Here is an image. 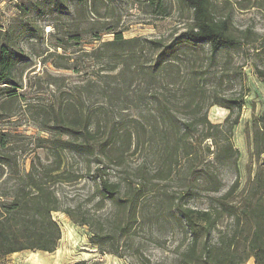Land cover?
I'll return each mask as SVG.
<instances>
[{
  "label": "rangeland",
  "instance_id": "374dc122",
  "mask_svg": "<svg viewBox=\"0 0 264 264\" xmlns=\"http://www.w3.org/2000/svg\"><path fill=\"white\" fill-rule=\"evenodd\" d=\"M212 1L220 15L232 14L238 29H252L261 37L259 41L264 40V0ZM162 4L160 9H154L148 0H97L98 13L94 14L90 4L78 6L75 1L0 0V44L22 54L9 86L16 91L11 93H16V98L8 100L9 92H0V135L8 141L6 153L12 165H3L0 151V199L13 195L19 181L17 172L24 177L36 155L44 164L54 161L46 150L39 148L41 140L49 137L45 130L46 108L52 103L57 105L75 99L94 117L103 110L106 115L103 125L118 133L120 150L107 170L109 179L124 187L142 179L150 182L141 221L129 240L121 238L119 244L115 240L103 247L95 246L90 242L92 233L88 226L76 225L65 213L58 212L53 218L62 231L59 251L53 254L22 252L0 257V264H69L73 261L142 264L141 255L151 264H178L181 247L189 237L166 211V206L165 213L161 214L156 205L167 193L180 198L183 190L180 180L189 177L192 169L201 170L210 165L213 156L209 149L214 151L215 147L213 139L203 140L207 131L200 126L190 139L195 146L192 151L198 155L196 160L182 156L177 175L162 174L167 170L165 155L169 138L163 129L164 120L175 119L180 124L200 122L201 114L206 112L212 124H223L230 112L217 103L244 101L232 141L239 150L236 165L242 184L255 176L253 120L264 113V82L258 78L256 69L264 70V56L253 46L225 48L214 55L205 46L203 78L192 74L194 57L189 51L168 71L152 73L157 54L149 42L178 39L192 20V11L181 0H163ZM111 29L123 32L125 39L139 40L129 49L132 55L126 52L116 56L114 51L101 46L113 39L107 34ZM98 37L102 41H96ZM60 45L66 51L58 48ZM110 68L115 70L104 71ZM188 90L196 94L204 91L202 113L188 106ZM157 98L168 104L173 114L161 112L162 108L159 111ZM223 137V134L218 135L216 140L221 141ZM98 156L91 158L90 172L85 155L65 153L63 169L80 179L57 184L55 189L63 209H76L96 231L106 234L113 228L116 209L110 202L99 209L101 197L94 175L101 161ZM236 165L230 162L216 166L225 186L221 194L234 182ZM160 174L166 180H158ZM211 196L218 195L200 192L197 198L184 199L181 203L205 210ZM113 250L118 255L110 254Z\"/></svg>",
  "mask_w": 264,
  "mask_h": 264
},
{
  "label": "trees",
  "instance_id": "16d2710c",
  "mask_svg": "<svg viewBox=\"0 0 264 264\" xmlns=\"http://www.w3.org/2000/svg\"><path fill=\"white\" fill-rule=\"evenodd\" d=\"M66 1H75L78 6L90 4L92 13H98L97 0ZM148 1L154 9H160L163 5V0ZM181 2L192 11L191 23L186 31L172 42L165 39L149 42L157 54L153 66L155 71L152 73L168 71L180 60L182 54L189 51L194 57L192 74L203 78L205 46L209 48L211 55L225 48L235 50L253 46L256 52L264 56V40L259 41L261 37L252 29L244 31L238 29L232 14L220 15V10L212 0ZM107 34L112 35L113 39L103 43L102 47L114 51L116 56L126 52L133 54L129 49L139 41L138 39H125L123 32L116 29H111ZM96 41L102 39L98 37ZM58 48L66 51L62 45ZM99 51L100 49L97 50ZM21 58L20 52L12 50L8 45L0 44V92L8 91V100H13L14 96L16 98L14 95L16 93L11 94L16 91L9 86L13 83L16 67ZM114 70L115 68L104 69L108 72ZM256 74L264 82V70L257 68ZM203 94L204 91L196 94L188 90L186 95L188 106L200 113L204 108L201 99ZM155 100L159 102V111L162 108L161 112L173 114L168 104L158 98ZM243 102L231 100L227 104L217 103L230 112L223 124H212L206 112L201 114L200 122L187 121L180 124L175 122V119L163 121L164 132H167L169 138L167 137L165 155L167 170L162 171V174L177 175L180 172L182 156L187 159L194 157L196 160L198 155L192 151L195 146L190 139L200 126L207 131L203 140L213 139L215 147L214 151L209 149V154L213 156L210 165L201 170L194 168L189 177L180 180L183 188L179 194L180 198H174L167 193L166 198L156 205L161 214L165 213L166 206V211L184 228L189 237L187 243L181 247L178 264H247L251 259L255 264H264V113L253 120V158L257 163L256 173L253 178L250 177L242 184L236 165L239 150L232 139L234 129L241 120ZM66 103L69 104L65 105ZM66 103L63 101L62 104H50L44 116L48 120L45 130L49 137L41 140L39 148L46 150L54 161L44 164L41 157L36 155L24 177L17 172L19 181L13 195L0 199V256L21 252L54 253L62 239L61 227L53 218V214L58 212L65 213L76 225L88 226L92 233L90 242L98 247L106 246L115 240L119 244L121 238L129 240L135 226L141 221L146 190L150 182L142 179L124 187L121 183L111 181L107 170L113 162V157L117 156L120 150L117 147L118 133L107 128V124L103 125L106 123L103 110L100 111V115L94 117L85 112L78 99ZM222 134L224 140H216V136ZM7 145L8 141L4 135H0V151L3 152L4 159L2 163L6 167H11L9 154L6 153ZM72 152L88 158L87 168L90 172L91 158L99 155L101 161L94 170L97 193L101 197L99 209L102 210L106 202H110L116 209L111 232L104 234L96 231L88 219L77 214L76 209L62 207L55 186L80 179L78 175L63 169L64 154ZM230 162L236 165L237 175L229 189L221 194L225 186L216 171V166H224ZM157 179L166 180V177L160 174ZM200 192L218 196L209 197L210 204L205 210L182 205L184 199L197 198ZM110 254L118 255V252L113 250ZM141 260L142 264H151L143 255ZM73 264L88 262L80 261Z\"/></svg>",
  "mask_w": 264,
  "mask_h": 264
},
{
  "label": "crops",
  "instance_id": "0c3cea01",
  "mask_svg": "<svg viewBox=\"0 0 264 264\" xmlns=\"http://www.w3.org/2000/svg\"><path fill=\"white\" fill-rule=\"evenodd\" d=\"M57 251H59V249H57L56 250V252ZM22 253V252H21ZM42 253H44V252H42ZM55 253V252H54ZM16 254H19V253H16ZM46 254H53V253H46ZM12 255H14V254H12ZM10 256V255H9ZM0 257H6V256H0ZM84 260H86V259H84ZM76 262H80V261H73V262H71V263H69V264H73V263H76ZM39 264V263H38ZM48 264H52V262L51 263H48ZM248 264H254V261H250V262H248Z\"/></svg>",
  "mask_w": 264,
  "mask_h": 264
}]
</instances>
